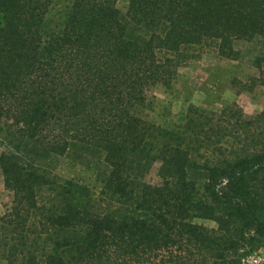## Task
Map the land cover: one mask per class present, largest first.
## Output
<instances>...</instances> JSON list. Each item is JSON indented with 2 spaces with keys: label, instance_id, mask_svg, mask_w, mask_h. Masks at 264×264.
Instances as JSON below:
<instances>
[{
  "label": "trees",
  "instance_id": "16d2710c",
  "mask_svg": "<svg viewBox=\"0 0 264 264\" xmlns=\"http://www.w3.org/2000/svg\"><path fill=\"white\" fill-rule=\"evenodd\" d=\"M118 1L73 0L49 29L55 0H0V260L241 264L264 247V107L191 106L175 129L145 110L195 48L237 61L238 42L264 40V0ZM255 65L245 90L264 88ZM62 159L105 167L98 198L56 174Z\"/></svg>",
  "mask_w": 264,
  "mask_h": 264
},
{
  "label": "rangeland",
  "instance_id": "374dc122",
  "mask_svg": "<svg viewBox=\"0 0 264 264\" xmlns=\"http://www.w3.org/2000/svg\"><path fill=\"white\" fill-rule=\"evenodd\" d=\"M73 0H55L47 17V27L53 28L60 23ZM130 0H119L118 6L126 12ZM241 52L237 61L220 58L215 44L195 48L192 52L199 58L182 68L177 79L170 87L159 85L149 92V103L145 115L152 123L175 129L181 127L191 106L208 110L221 111L233 104L252 118L264 107V88L256 87L253 91L245 90L243 84L259 75L255 61L264 56V40L257 38L251 42L241 41L236 44ZM3 148L0 146V156ZM159 165L156 164L147 175L146 181L160 183ZM105 167L99 164H81L70 159H62L56 168V174L64 179L75 180L89 187L94 198H98L102 187L101 175ZM12 195L5 188L0 172V216L11 206ZM196 223L209 229L216 224L209 220L196 219ZM0 264H4L0 260ZM241 264H264V247L243 257Z\"/></svg>",
  "mask_w": 264,
  "mask_h": 264
}]
</instances>
